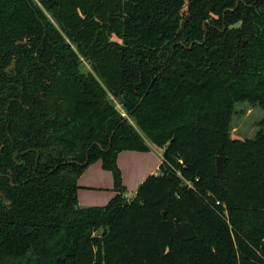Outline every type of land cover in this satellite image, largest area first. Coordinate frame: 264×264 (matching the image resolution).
Masks as SVG:
<instances>
[{
    "label": "trees",
    "instance_id": "trees-1",
    "mask_svg": "<svg viewBox=\"0 0 264 264\" xmlns=\"http://www.w3.org/2000/svg\"><path fill=\"white\" fill-rule=\"evenodd\" d=\"M245 103L264 110V0H0V264H264ZM150 144L127 201L117 155ZM98 160L117 194L80 208Z\"/></svg>",
    "mask_w": 264,
    "mask_h": 264
},
{
    "label": "rangeland",
    "instance_id": "rangeland-1",
    "mask_svg": "<svg viewBox=\"0 0 264 264\" xmlns=\"http://www.w3.org/2000/svg\"><path fill=\"white\" fill-rule=\"evenodd\" d=\"M235 110L237 114L231 122L232 137L243 140L253 138L261 128L260 121L264 118V110L246 103L236 105ZM147 147L145 152L123 151L117 155L116 166L120 173V187L126 195H130L122 194L127 201L134 199L132 196L148 176L158 172L164 146L150 144ZM97 164L99 172L91 173L89 176L91 179L86 181L87 186L77 190V205L80 208L104 207L117 194L118 186L113 172L104 169L100 160L92 163V166L95 167ZM91 237L99 239L100 231H95Z\"/></svg>",
    "mask_w": 264,
    "mask_h": 264
},
{
    "label": "crops",
    "instance_id": "crops-1",
    "mask_svg": "<svg viewBox=\"0 0 264 264\" xmlns=\"http://www.w3.org/2000/svg\"><path fill=\"white\" fill-rule=\"evenodd\" d=\"M91 166H92V164L89 165L85 169V171L82 173L81 177L78 179V181H77V185L79 187L78 190L80 188H84L85 185L87 186L86 181L89 180V179H91V177H89L91 173H93V172L98 173L99 172V170H98L99 169L98 164L95 167H93V166L91 167ZM126 196H130V195H126ZM134 196H135V194H134ZM134 196H132V197H134Z\"/></svg>",
    "mask_w": 264,
    "mask_h": 264
},
{
    "label": "water",
    "instance_id": "water-1",
    "mask_svg": "<svg viewBox=\"0 0 264 264\" xmlns=\"http://www.w3.org/2000/svg\"><path fill=\"white\" fill-rule=\"evenodd\" d=\"M224 161H225V158L223 157L216 158V177L219 179L222 185H224ZM86 163L87 162H85V164ZM3 202H5V199H3Z\"/></svg>",
    "mask_w": 264,
    "mask_h": 264
},
{
    "label": "flooded vegetation",
    "instance_id": "flooded-vegetation-1",
    "mask_svg": "<svg viewBox=\"0 0 264 264\" xmlns=\"http://www.w3.org/2000/svg\"><path fill=\"white\" fill-rule=\"evenodd\" d=\"M3 203H5V202H3Z\"/></svg>",
    "mask_w": 264,
    "mask_h": 264
}]
</instances>
